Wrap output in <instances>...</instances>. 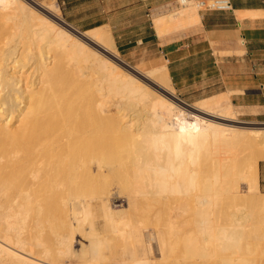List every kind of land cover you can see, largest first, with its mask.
Returning a JSON list of instances; mask_svg holds the SVG:
<instances>
[{"label":"bare ground","instance_id":"obj_1","mask_svg":"<svg viewBox=\"0 0 264 264\" xmlns=\"http://www.w3.org/2000/svg\"><path fill=\"white\" fill-rule=\"evenodd\" d=\"M27 1L0 0V118L17 123L13 145L0 144V264H156L147 259L156 247L163 261L182 251L171 264H264V231L245 235L250 214L220 206L231 197L264 209V128L219 122L238 124L213 115L225 96L190 107L196 119L185 122L166 64L128 71L103 27L73 33L59 8ZM173 15L155 19L160 36L200 21L194 5ZM70 116L81 125L74 147L62 139ZM219 142L235 149L201 164ZM111 197L127 208L114 213ZM140 208L141 225L124 218ZM77 233L88 244L79 251Z\"/></svg>","mask_w":264,"mask_h":264},{"label":"rangeland","instance_id":"obj_2","mask_svg":"<svg viewBox=\"0 0 264 264\" xmlns=\"http://www.w3.org/2000/svg\"><path fill=\"white\" fill-rule=\"evenodd\" d=\"M27 1V0H26ZM130 0H69V3L66 0H29L30 4H39V5H44V6H53L57 7L60 10V19L65 23L66 25L62 24L64 27H66L68 30L71 32L75 33L72 29H75L79 31L80 33H85L88 30L97 28V27H103L107 32L112 35V39L115 42V45L117 47V54L123 63L128 66L126 67L125 65L120 64L123 68H125L128 71H131L130 68H134L137 70H140L142 72L147 73L148 71L154 70L156 71L159 67H161L163 64H166L171 79H172V85L174 88L173 96H171V99L174 100V102L181 108L186 109L184 111V117L186 118L185 122H192L193 119H196L195 113L196 111L192 110L190 107H197L199 104H202V102H205L206 98H209L211 96H215L221 91L225 90L224 87H221V79L219 78L218 73H213V74H199L200 71L203 69H206L209 67V63L207 58H197L195 60H192L190 62H186L185 65H176L173 67V69H170V64L167 63V61L164 58L165 53H162L160 48L163 46H166L172 42H182L184 38H187L190 34L197 32L196 31H190L193 29V27L188 28L189 26H193L198 24L199 22H192L184 27H178L177 29H168L166 30L162 36L156 37V30L154 28V21L156 17L159 16H166V15H175L181 12L183 10L184 5L180 0H177L175 4H127V2ZM192 4L196 7L199 15L201 16V13L207 10L204 6L200 4V1H206V5L212 7L214 6V2H211V0H191ZM33 2V3H32ZM54 2V3H52ZM210 2V3H208ZM47 3V5L45 4ZM199 3V5H198ZM199 6V7H198ZM198 7V8H197ZM173 15V16H174ZM179 18V17H178ZM173 19V17H172ZM177 19V18H176ZM190 31V32H189ZM186 42V40H185ZM102 54L104 52L100 51ZM104 55H107L104 53ZM109 57V56H108ZM65 61V60H64ZM175 70V71H174ZM190 70V71H189ZM183 71H185L183 73ZM176 73H182V77H185L184 82H179L176 77H174V74ZM83 89L79 91V95H77V99L81 100L83 97H81L83 94ZM229 95H231V92H227ZM76 93H72L71 95L75 97ZM170 97V95H169ZM81 98V99H80ZM76 101V100H75ZM209 101V100H207ZM78 107V106H77ZM230 109V110H228ZM213 115H216V117H222V115H227L232 117V121H236L237 123H229L227 121H219L218 119H214L217 122H222L226 124H232L236 125L239 127L243 128H264V120L260 118V120H257L255 118L248 117L246 115V111H244L241 108H238L236 106H233L230 104L227 108V106L215 108L212 110ZM197 113V112H196ZM76 118L80 115H73ZM205 118L212 119L208 116L201 115ZM13 117V113H11L10 116H3L0 118V144L1 146L3 145H13L14 142V128L17 127V123L15 121H11L12 124L10 125L9 119ZM71 117V116H70ZM75 117H71L72 119H67L65 118V123L70 124L65 128L70 129L72 127V140L70 139L69 130H67L66 133L65 128L62 131V137L63 139V146H66L67 144L71 145L73 144V147L78 143V135L80 132V129L78 126L79 125L78 121H76V124H72V121H74ZM9 118V119H7ZM69 118V117H68ZM6 119V120H5ZM228 119V118H227ZM70 121V122H67ZM8 122V123H7ZM4 123L9 124L10 126H5L3 125ZM73 126H72V125ZM77 125V127H76ZM15 126V127H14ZM14 127V128H13ZM74 127V128H73ZM79 129V131L75 132L76 136L74 135V131ZM71 130V129H70ZM64 133V134H63ZM69 135V136H65ZM74 135V136H73ZM70 139V140H67ZM67 142H66V141ZM69 141V143H68ZM77 142V143H74ZM72 143V144H71ZM75 144V145H74ZM79 145V144H78ZM77 145V146H78ZM68 146V145H67ZM70 146V147H71ZM76 146V147H77ZM211 151L207 150L205 153L207 154L204 155V157L201 159L200 158V163H208L210 164L211 159L216 157L217 154H220L225 151H233L234 149L231 148L230 146L225 145L223 142H219L217 146H212ZM211 152L215 153L212 155L213 157L210 159ZM209 156V157H208ZM205 159H209V161H205ZM235 178V180H234ZM228 180H232V182L236 181L239 184V188L242 189V191L246 192L247 187L245 182L241 179V177H236L230 175L228 177ZM260 192L264 194V188H260ZM112 210L114 213L117 212L116 214L121 213L123 205L124 209L127 207V200L125 197H111L110 199ZM229 204L231 206H234V208H230L231 210H238L240 213L244 214H250L249 217V224L246 226L247 228L244 231V234L247 236H254L256 233H261L264 231V209H258L250 206H245L243 203L240 201H236L233 198L229 197V199L222 197L220 199V206L225 207L226 204ZM227 208V207H226ZM127 213V214H126ZM132 214V215H131ZM124 218H133L132 220H135L141 225L142 220V213H141V208L135 212V211H126L123 214ZM127 218V219H128ZM102 220V219H101ZM251 226V227H250ZM101 225L99 226V229H101ZM81 234L77 233L75 235L76 239L74 241L75 243V250L77 251L81 250V246H88L87 242H83L80 239ZM92 238L95 237V235L90 236ZM247 238V237H245ZM102 239V238H101ZM119 240V239H118ZM118 240L115 242L114 245L112 246V251H116L119 244H122L121 240ZM129 240V239H128ZM126 241V246L128 251L132 252L131 255L128 253L127 255V263H132V258L134 259V252L136 253L135 247L136 245L132 244L130 241ZM252 240V239H251ZM249 240V242L251 241ZM85 241V240H84ZM248 243V240L245 239L244 242ZM80 242L82 243L80 245ZM110 241L109 243H114ZM78 243V244H77ZM85 243V244H84ZM117 244V245H116ZM114 246V247H113ZM156 245L153 244V247ZM152 247V248H153ZM116 248V249H115ZM157 248V247H156ZM153 248V254L152 252H149L147 254V259L151 260L152 262L154 261L156 264L164 262L165 264H171L174 263V256L177 258H181L182 256V251L177 250L174 251L172 249V253L176 254L173 257L167 256L166 260L163 261L162 257L158 254L157 249ZM88 249V248H87ZM130 249V250H129ZM112 251L106 250V255L109 257L110 254H113ZM113 251V252H114ZM152 251V250H151ZM111 252V253H110ZM87 255L89 253L87 252ZM155 255V256H154ZM131 256V257H130ZM136 257V255H135ZM151 258V259H150ZM70 259V260H69ZM66 259L62 264H78L77 260L73 258ZM135 260V259H134ZM133 260V261H134ZM67 261V262H66ZM75 261V262H73ZM150 261V262H151ZM71 262V263H70ZM153 262V263H154ZM158 262V263H157Z\"/></svg>","mask_w":264,"mask_h":264},{"label":"crops","instance_id":"obj_3","mask_svg":"<svg viewBox=\"0 0 264 264\" xmlns=\"http://www.w3.org/2000/svg\"><path fill=\"white\" fill-rule=\"evenodd\" d=\"M66 1L69 3V0ZM180 1L184 5L183 9L193 6L191 0ZM222 1H229L231 10H205L201 13L199 23L188 27H193L190 31L199 29L197 32L190 34L182 42H172L160 50L165 53L164 58L170 64V69L197 58L209 59V67L199 74L218 73L221 87L225 90L204 100L229 97L233 108L236 106L243 109L248 117L264 120V0ZM176 2L177 0H130L127 4ZM244 12H253L256 16L239 18V13ZM159 36L156 31V37ZM174 77L181 83L185 81L182 73H176ZM227 92H231V95ZM230 104L225 106L228 108ZM259 182L260 188H264V161L259 164Z\"/></svg>","mask_w":264,"mask_h":264},{"label":"built area","instance_id":"obj_4","mask_svg":"<svg viewBox=\"0 0 264 264\" xmlns=\"http://www.w3.org/2000/svg\"><path fill=\"white\" fill-rule=\"evenodd\" d=\"M204 2L206 1H200V4L203 6ZM211 2H214V6L207 8V10L228 11L232 8L229 1L212 0Z\"/></svg>","mask_w":264,"mask_h":264}]
</instances>
